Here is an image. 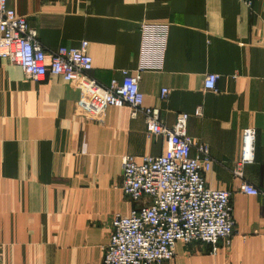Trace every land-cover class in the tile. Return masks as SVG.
Segmentation results:
<instances>
[{
    "label": "crops",
    "instance_id": "0c3cea01",
    "mask_svg": "<svg viewBox=\"0 0 264 264\" xmlns=\"http://www.w3.org/2000/svg\"><path fill=\"white\" fill-rule=\"evenodd\" d=\"M251 2L7 0L47 56L87 42L88 75L102 86L150 62L140 73L143 106L159 108L166 126L188 114L189 136L209 147L205 182L231 194V244L178 243L164 264H264V0ZM141 24L166 25L164 44L141 52ZM208 74L218 75L215 90L203 86ZM78 98L73 83L35 81L0 58V264H102L111 218L137 207L121 190L122 158L165 150L129 107L94 122L78 114ZM247 128L256 131L254 158L238 178ZM242 179L260 194L240 193Z\"/></svg>",
    "mask_w": 264,
    "mask_h": 264
},
{
    "label": "built area",
    "instance_id": "2783aa9c",
    "mask_svg": "<svg viewBox=\"0 0 264 264\" xmlns=\"http://www.w3.org/2000/svg\"><path fill=\"white\" fill-rule=\"evenodd\" d=\"M239 1L252 4L251 0ZM166 31L164 24H141V52L146 54L159 38L164 44ZM36 38L26 19L8 8L7 0H0L1 59L20 67L35 81L51 75L73 83L79 92L77 112L87 120L101 123L107 108L127 106L131 116H143L147 136L165 140V150L159 156L122 158L121 190L137 207L127 216L111 218L102 264H164L174 258L178 243L228 247L235 232L231 194L206 185L204 176L214 162L209 147L189 136L188 114H177L174 124L166 126L160 121L159 108L143 106L140 73L150 62L143 58L134 75L102 86L88 75L92 58L87 42L78 47L61 46L47 56ZM217 80L216 74L206 75L204 88L215 90ZM168 94L169 90L162 89L159 100L165 101ZM194 115L201 116L200 107ZM255 138L254 128L242 131L240 159L233 171L238 178L243 177V166L253 162ZM238 191L253 197L260 194L243 179Z\"/></svg>",
    "mask_w": 264,
    "mask_h": 264
}]
</instances>
